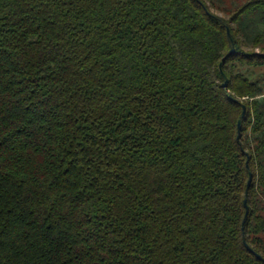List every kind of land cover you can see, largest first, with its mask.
Listing matches in <instances>:
<instances>
[{"label": "trees", "instance_id": "1", "mask_svg": "<svg viewBox=\"0 0 264 264\" xmlns=\"http://www.w3.org/2000/svg\"><path fill=\"white\" fill-rule=\"evenodd\" d=\"M216 1L0 0V264H264V0Z\"/></svg>", "mask_w": 264, "mask_h": 264}, {"label": "rangeland", "instance_id": "2", "mask_svg": "<svg viewBox=\"0 0 264 264\" xmlns=\"http://www.w3.org/2000/svg\"><path fill=\"white\" fill-rule=\"evenodd\" d=\"M248 0H227V5L216 1L215 7H212L214 12L218 14L219 16L229 19L232 15V11L237 4L244 3ZM244 50L251 51L256 50L257 52H261V48H252L251 46H245ZM238 68L240 70L247 74L251 79H259L260 85L263 87L264 92V68H257L249 65H239V62H237ZM260 100H264V96H259Z\"/></svg>", "mask_w": 264, "mask_h": 264}, {"label": "water", "instance_id": "3", "mask_svg": "<svg viewBox=\"0 0 264 264\" xmlns=\"http://www.w3.org/2000/svg\"><path fill=\"white\" fill-rule=\"evenodd\" d=\"M228 34H230L229 29H228ZM234 49H235V47L232 46V48L230 50V53H233L234 52ZM223 87L224 88H227L228 87V78L226 76H225V81L223 82ZM245 114H246V106L243 105L242 114H241V116L239 118V121H238V132H239L238 139H240V132H241L242 122H243V119L245 117ZM247 165H248V163H247ZM252 178H253V174L250 172V178H249L248 185H247V192H248L249 187L251 186ZM245 206H246V215H245V218H244V221H243V227H242L243 228V231L245 230V223L247 221L248 212H249V207L247 205V199H245ZM243 240H244V243L246 244V246L249 249H251V247L248 245V243L246 241L245 235L243 237ZM257 256H258V258L262 259V256L261 255L257 254Z\"/></svg>", "mask_w": 264, "mask_h": 264}]
</instances>
